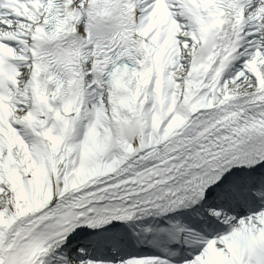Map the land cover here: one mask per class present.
I'll return each instance as SVG.
<instances>
[{
  "label": "snow or ice",
  "instance_id": "obj_1",
  "mask_svg": "<svg viewBox=\"0 0 264 264\" xmlns=\"http://www.w3.org/2000/svg\"><path fill=\"white\" fill-rule=\"evenodd\" d=\"M0 264H264V0H0Z\"/></svg>",
  "mask_w": 264,
  "mask_h": 264
}]
</instances>
